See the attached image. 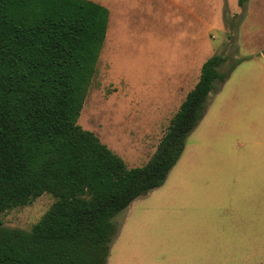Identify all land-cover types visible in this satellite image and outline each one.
I'll list each match as a JSON object with an SVG mask.
<instances>
[{"label": "trees", "instance_id": "obj_1", "mask_svg": "<svg viewBox=\"0 0 264 264\" xmlns=\"http://www.w3.org/2000/svg\"><path fill=\"white\" fill-rule=\"evenodd\" d=\"M109 18L93 0H0V214L55 199L30 231L0 220V264H107L113 219L165 184L236 68L208 59L151 159L130 168L78 124Z\"/></svg>", "mask_w": 264, "mask_h": 264}, {"label": "rangeland", "instance_id": "obj_2", "mask_svg": "<svg viewBox=\"0 0 264 264\" xmlns=\"http://www.w3.org/2000/svg\"><path fill=\"white\" fill-rule=\"evenodd\" d=\"M93 1L112 12L114 32H107L78 124L128 167H142L197 84L203 64L214 55L227 56L225 70L234 63L236 68L220 91L209 96L207 112L169 177L218 180L216 184L236 178L237 171L225 166L236 164L243 153H254L251 148L264 147V0H247L243 6L239 0ZM213 192L201 215L220 229L231 203L222 201L219 190ZM54 202L45 193L30 205L1 213L0 220L5 227L30 231ZM126 211L113 219L119 230L107 264L166 262L141 261L142 249L129 250ZM188 214L166 217L188 223L193 220ZM213 241L222 245L220 233ZM243 257L211 263L264 264V249Z\"/></svg>", "mask_w": 264, "mask_h": 264}, {"label": "crops", "instance_id": "obj_3", "mask_svg": "<svg viewBox=\"0 0 264 264\" xmlns=\"http://www.w3.org/2000/svg\"><path fill=\"white\" fill-rule=\"evenodd\" d=\"M113 25L111 18L109 32H114ZM250 150L254 153H243L236 164L225 166L237 171L236 178H222L221 184H216L218 180L168 176L163 186L132 202L126 209L124 222L127 241L132 246L129 250L142 249L141 261L212 264L211 261L243 259L246 252L251 256L264 249V147ZM215 189L220 191L223 202L231 203L225 211L230 215L220 229L214 226L212 218L208 220L201 215L213 199L209 193ZM186 210L193 217L188 223V220L172 221L166 217ZM219 233L222 245L217 247L213 239ZM201 236L202 242L190 241ZM215 253H218L217 259H214Z\"/></svg>", "mask_w": 264, "mask_h": 264}]
</instances>
